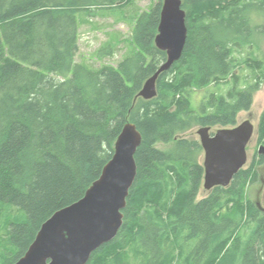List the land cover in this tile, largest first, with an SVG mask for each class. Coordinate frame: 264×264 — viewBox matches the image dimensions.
Segmentation results:
<instances>
[{
	"label": "trees",
	"instance_id": "trees-1",
	"mask_svg": "<svg viewBox=\"0 0 264 264\" xmlns=\"http://www.w3.org/2000/svg\"><path fill=\"white\" fill-rule=\"evenodd\" d=\"M132 2L0 0V221L6 208L21 213L0 226V264L15 263L48 218L84 196L127 122L142 143L124 222L86 264H264V212L246 200L264 155L198 200L204 150L199 139L180 137L195 126H235L251 109L264 57L237 55L264 33L254 19L264 18V0H182L185 48L152 99L138 94L167 59L155 44L162 0L136 16V51L118 66L76 61L77 13ZM221 84L225 93L208 90L194 106L192 93ZM258 132L264 145V111Z\"/></svg>",
	"mask_w": 264,
	"mask_h": 264
},
{
	"label": "water",
	"instance_id": "water-1",
	"mask_svg": "<svg viewBox=\"0 0 264 264\" xmlns=\"http://www.w3.org/2000/svg\"><path fill=\"white\" fill-rule=\"evenodd\" d=\"M182 0H163L156 46L167 53L166 61L149 77L138 96H157L159 75L178 61L187 41V13ZM255 126L245 120L233 127L211 126L198 130L204 149L203 187H227L247 164V146ZM142 143L136 124L127 122L119 134L112 158L100 177L78 201L57 210L39 229L26 253L13 264H86L93 252L117 235L124 222L130 189L137 176L135 154ZM264 153V145L259 147Z\"/></svg>",
	"mask_w": 264,
	"mask_h": 264
},
{
	"label": "rangeland",
	"instance_id": "rangeland-1",
	"mask_svg": "<svg viewBox=\"0 0 264 264\" xmlns=\"http://www.w3.org/2000/svg\"><path fill=\"white\" fill-rule=\"evenodd\" d=\"M158 1L159 0H134V2L121 8L93 7L92 9L94 11L88 9L79 11L76 16L79 24L78 41L80 49L76 61L86 63L91 68H100L104 65L118 66L120 62L130 57L136 51V46L132 38L136 16L143 11L149 10ZM259 16L260 17L254 15V19L256 21L258 20L257 22L259 23H264L263 16ZM252 41V46H245L242 56L237 55L239 60L248 57L251 50H253L255 55L257 54L264 57V33L255 35L249 43ZM238 70L243 76L251 75L250 69L244 64H240ZM227 86V84L212 85L205 90H196L192 93L194 106L196 107L199 104L201 98L208 90L222 94L227 90ZM263 111L264 83L254 94L251 109L249 111H241L237 118V124L249 119L255 126L254 136L247 147L248 162L245 167H248L254 160L259 159L258 149L260 143L258 141V129ZM201 127L202 126H195L189 131L181 134L180 137L199 139L198 130ZM217 128L218 127H212V131L215 132ZM157 146L161 149L170 148V145L162 142H159ZM204 154V152L200 153V162H203ZM257 171L259 179L257 182L248 185L246 200H251L252 202L260 201L263 203L264 184L261 182V178L264 179V165L260 166ZM208 192L209 191L202 187L198 195V200L205 197ZM16 215L21 216V213L16 208H6L0 221V226L4 227L6 222Z\"/></svg>",
	"mask_w": 264,
	"mask_h": 264
},
{
	"label": "flooded vegetation",
	"instance_id": "flooded-vegetation-1",
	"mask_svg": "<svg viewBox=\"0 0 264 264\" xmlns=\"http://www.w3.org/2000/svg\"><path fill=\"white\" fill-rule=\"evenodd\" d=\"M259 155H264V153H262V154H260V153H258ZM262 165H264V163L263 164H259V165H257V170H258V168L260 167V166H262ZM258 176V175H257ZM258 177H257V180L255 181V182H257L258 181ZM261 182L264 184V179L263 178H261ZM257 206H258V208L261 210V211H263L264 212V198H263V203L262 202H260V201H256V202H254Z\"/></svg>",
	"mask_w": 264,
	"mask_h": 264
}]
</instances>
